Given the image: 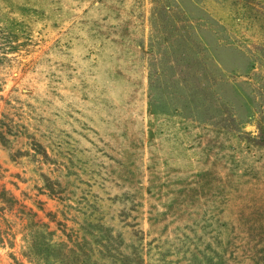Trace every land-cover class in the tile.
<instances>
[{
	"label": "rangeland",
	"instance_id": "1",
	"mask_svg": "<svg viewBox=\"0 0 264 264\" xmlns=\"http://www.w3.org/2000/svg\"><path fill=\"white\" fill-rule=\"evenodd\" d=\"M0 264H264V0H0Z\"/></svg>",
	"mask_w": 264,
	"mask_h": 264
}]
</instances>
